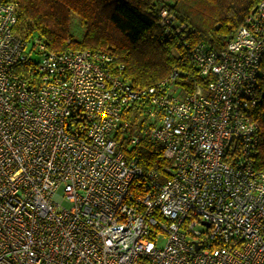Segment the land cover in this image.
Wrapping results in <instances>:
<instances>
[{
	"label": "built area",
	"instance_id": "1",
	"mask_svg": "<svg viewBox=\"0 0 264 264\" xmlns=\"http://www.w3.org/2000/svg\"><path fill=\"white\" fill-rule=\"evenodd\" d=\"M157 17L184 27L166 8ZM15 20L0 1V264H264V0L223 48L192 46L209 80L183 95L175 71L134 89L111 52L47 51L13 34ZM140 100L163 182L119 148L138 141L123 115Z\"/></svg>",
	"mask_w": 264,
	"mask_h": 264
},
{
	"label": "trees",
	"instance_id": "2",
	"mask_svg": "<svg viewBox=\"0 0 264 264\" xmlns=\"http://www.w3.org/2000/svg\"><path fill=\"white\" fill-rule=\"evenodd\" d=\"M0 1L16 3L12 33L25 43L31 44L38 37L47 51L107 50L122 65V79L134 89H146L175 71L172 88L183 95L209 80L193 63L189 54L192 46L202 43L211 49L223 48L260 0ZM161 8L173 14L176 26L184 25L179 32L172 25L165 32L159 25ZM73 15L84 29L80 39H74L71 32ZM257 94L254 119L259 143L254 163L264 170V55L259 63ZM123 118L129 124L127 132L138 137L135 144L130 145L128 139L120 143L125 159H135L144 172L154 171L155 179L166 178L168 161L163 148L144 129L151 123L143 113V101L130 105Z\"/></svg>",
	"mask_w": 264,
	"mask_h": 264
},
{
	"label": "rangeland",
	"instance_id": "3",
	"mask_svg": "<svg viewBox=\"0 0 264 264\" xmlns=\"http://www.w3.org/2000/svg\"><path fill=\"white\" fill-rule=\"evenodd\" d=\"M72 25H71V32L74 36V39H80L84 34V29L78 25L77 18L73 15L72 16ZM165 178H157L158 182H163Z\"/></svg>",
	"mask_w": 264,
	"mask_h": 264
}]
</instances>
